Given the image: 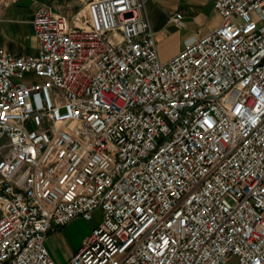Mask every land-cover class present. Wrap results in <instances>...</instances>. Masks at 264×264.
Here are the masks:
<instances>
[{
    "label": "built area",
    "instance_id": "1",
    "mask_svg": "<svg viewBox=\"0 0 264 264\" xmlns=\"http://www.w3.org/2000/svg\"><path fill=\"white\" fill-rule=\"evenodd\" d=\"M146 4L41 7L38 53L0 48V264H58L96 212L67 264H264V0H215L168 61Z\"/></svg>",
    "mask_w": 264,
    "mask_h": 264
},
{
    "label": "crops",
    "instance_id": "2",
    "mask_svg": "<svg viewBox=\"0 0 264 264\" xmlns=\"http://www.w3.org/2000/svg\"><path fill=\"white\" fill-rule=\"evenodd\" d=\"M89 1L19 0L13 4L0 3V48L18 56L36 55L39 51L33 27L36 11L48 7L54 13L73 19ZM214 3L215 0H147L144 15L156 32L161 60L168 61L181 51L187 41L212 31L222 23ZM177 14L184 17L186 27L183 29L172 22ZM64 229L51 233L46 241L52 258L58 264H67L84 240L82 237L65 253L59 248Z\"/></svg>",
    "mask_w": 264,
    "mask_h": 264
},
{
    "label": "rangeland",
    "instance_id": "3",
    "mask_svg": "<svg viewBox=\"0 0 264 264\" xmlns=\"http://www.w3.org/2000/svg\"><path fill=\"white\" fill-rule=\"evenodd\" d=\"M101 221V213L96 212L91 220L84 218H77L72 223L64 227L62 237L60 238L59 248L63 249L65 253L68 252V248L74 243H77L82 237L86 238L91 233L94 226H98ZM71 259V258H70Z\"/></svg>",
    "mask_w": 264,
    "mask_h": 264
}]
</instances>
